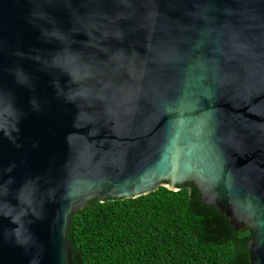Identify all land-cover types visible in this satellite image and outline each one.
<instances>
[{"label": "water", "instance_id": "1", "mask_svg": "<svg viewBox=\"0 0 264 264\" xmlns=\"http://www.w3.org/2000/svg\"><path fill=\"white\" fill-rule=\"evenodd\" d=\"M187 183L264 264V0H0V264H74L78 210Z\"/></svg>", "mask_w": 264, "mask_h": 264}, {"label": "trees", "instance_id": "2", "mask_svg": "<svg viewBox=\"0 0 264 264\" xmlns=\"http://www.w3.org/2000/svg\"><path fill=\"white\" fill-rule=\"evenodd\" d=\"M74 264H250L251 229L235 230L193 183L94 199L72 220Z\"/></svg>", "mask_w": 264, "mask_h": 264}, {"label": "clouds", "instance_id": "3", "mask_svg": "<svg viewBox=\"0 0 264 264\" xmlns=\"http://www.w3.org/2000/svg\"><path fill=\"white\" fill-rule=\"evenodd\" d=\"M13 222L14 223H16L17 222V220H16V218L15 217H13ZM17 235L19 236V231L17 230Z\"/></svg>", "mask_w": 264, "mask_h": 264}]
</instances>
